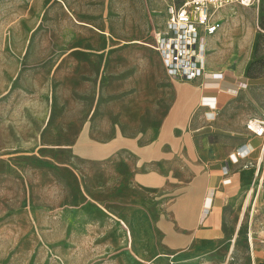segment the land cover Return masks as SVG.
Listing matches in <instances>:
<instances>
[{
  "label": "rangeland",
  "instance_id": "374dc122",
  "mask_svg": "<svg viewBox=\"0 0 264 264\" xmlns=\"http://www.w3.org/2000/svg\"><path fill=\"white\" fill-rule=\"evenodd\" d=\"M173 1L128 0L126 15L113 7V43L122 46L113 45L105 76H95L103 65L85 56L53 77L49 71L47 98L64 109L56 112L62 127L47 128L42 141L21 138L33 139L44 127L16 124L15 110L0 109V264H264L263 155L227 211L226 236L173 259L156 226L155 199L132 182L131 157L90 162L54 153L84 126L100 143L157 136L174 84L153 45ZM219 16L227 41L211 52L213 63L242 76L263 105L264 0L231 4Z\"/></svg>",
  "mask_w": 264,
  "mask_h": 264
},
{
  "label": "crops",
  "instance_id": "0c3cea01",
  "mask_svg": "<svg viewBox=\"0 0 264 264\" xmlns=\"http://www.w3.org/2000/svg\"><path fill=\"white\" fill-rule=\"evenodd\" d=\"M113 7L126 15L128 0H0V109L15 110L9 116L16 124L22 119V125L44 127L35 138L21 140L42 141L47 128L62 127L56 112L64 106L47 98L49 71L53 77L65 63L85 56L96 68L102 63L104 73L95 76L107 74L113 45L122 46L113 43ZM226 35L220 30L208 41L207 64L214 76L194 82L170 79L157 53L174 86L151 142L116 135L100 143L84 126L72 135V144L55 147L54 153L90 162L131 157L132 182L155 199L156 226L173 259L226 236L227 211L243 197L264 154V138L246 129L249 119L264 117L257 91L213 63L211 52ZM220 74L222 79L214 78Z\"/></svg>",
  "mask_w": 264,
  "mask_h": 264
},
{
  "label": "built area",
  "instance_id": "2783aa9c",
  "mask_svg": "<svg viewBox=\"0 0 264 264\" xmlns=\"http://www.w3.org/2000/svg\"><path fill=\"white\" fill-rule=\"evenodd\" d=\"M258 0H175L167 8L164 30L155 35L154 50L167 75L176 82H194L214 76L208 69V41L222 28L220 12L236 4L252 7ZM215 79H222L220 74ZM246 129L264 138V120L251 118ZM241 157L244 155L239 154Z\"/></svg>",
  "mask_w": 264,
  "mask_h": 264
},
{
  "label": "bare ground",
  "instance_id": "6f19581e",
  "mask_svg": "<svg viewBox=\"0 0 264 264\" xmlns=\"http://www.w3.org/2000/svg\"><path fill=\"white\" fill-rule=\"evenodd\" d=\"M242 154H244V153H242ZM263 156H264V154H263Z\"/></svg>",
  "mask_w": 264,
  "mask_h": 264
}]
</instances>
